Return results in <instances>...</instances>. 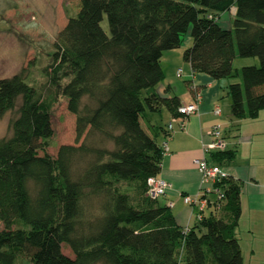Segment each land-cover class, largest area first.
Returning a JSON list of instances; mask_svg holds the SVG:
<instances>
[{
	"label": "trees",
	"instance_id": "obj_1",
	"mask_svg": "<svg viewBox=\"0 0 264 264\" xmlns=\"http://www.w3.org/2000/svg\"><path fill=\"white\" fill-rule=\"evenodd\" d=\"M231 7L224 27L217 16ZM186 37L182 59L192 72L230 80V116L257 117L264 0H79L56 35L41 85L20 73L0 78V115L15 110L10 135L0 138V264H243L239 180L227 172L216 182L215 208L189 228L148 194L165 151L156 137L169 136L160 112L182 117L179 98L155 90L164 79L160 59ZM248 57L258 65L232 66ZM59 97L75 116L76 142L84 134L112 147L82 141L45 152ZM234 156L226 148L208 153L224 169Z\"/></svg>",
	"mask_w": 264,
	"mask_h": 264
},
{
	"label": "crops",
	"instance_id": "obj_2",
	"mask_svg": "<svg viewBox=\"0 0 264 264\" xmlns=\"http://www.w3.org/2000/svg\"><path fill=\"white\" fill-rule=\"evenodd\" d=\"M234 13L235 7H231L219 13L217 21L229 27ZM190 43V37H186L183 45L165 51L160 59L164 79L156 86V92L165 96L176 95L180 103L196 102L197 110L184 119H173L165 109L160 112L163 128L167 130L170 123L172 131L167 138L162 131L156 137L159 144L166 141L157 177L170 184V188L158 197L157 202L167 205L183 228H189L200 214H207L215 208L213 201L216 195L213 192L205 193L193 159L202 156V144L208 140L210 127L219 124L225 148L235 150L234 158L225 165V169L231 177L240 181V216L235 236L240 245L243 264H264V108L253 119H233L225 89L230 80L213 79L206 73L192 72L189 63L182 59L183 50ZM248 60L235 58L232 66L256 65L255 58L250 59L253 62ZM177 69H181L180 75H177ZM196 91L200 95L198 100ZM216 105L220 107V115L213 113ZM205 157L210 162L207 154ZM198 191L208 200L202 209L197 204L190 206L183 202L182 195H192ZM241 224L244 225V238ZM257 230L261 235L259 240Z\"/></svg>",
	"mask_w": 264,
	"mask_h": 264
},
{
	"label": "rangeland",
	"instance_id": "obj_3",
	"mask_svg": "<svg viewBox=\"0 0 264 264\" xmlns=\"http://www.w3.org/2000/svg\"><path fill=\"white\" fill-rule=\"evenodd\" d=\"M78 5L79 0H0V78L20 73L26 82L41 85L44 82L42 69L51 62L52 44L56 35L68 17L77 11ZM101 26L107 31L105 17ZM184 43L185 40L182 45ZM253 58L245 59L253 62L250 60ZM255 59V64L258 65V60ZM49 112L52 136L50 146L45 149L48 154L55 155L61 144L78 145L82 141L112 147L110 141H99L98 138L86 140L84 134L75 141V116L67 109L65 98L59 97ZM14 116L15 110L0 115V138L10 135L9 124ZM162 120L161 117L160 120L158 118V122ZM42 153L39 151V154ZM91 206L96 213L95 199ZM243 226L241 224V235L244 238L246 235ZM257 233L259 240L261 235L258 230ZM61 249L64 254L73 257L66 244H62Z\"/></svg>",
	"mask_w": 264,
	"mask_h": 264
},
{
	"label": "built area",
	"instance_id": "obj_4",
	"mask_svg": "<svg viewBox=\"0 0 264 264\" xmlns=\"http://www.w3.org/2000/svg\"><path fill=\"white\" fill-rule=\"evenodd\" d=\"M181 69H177V75H180ZM199 92H195V97L199 99ZM196 100V101H197ZM178 112L181 113V119H184L191 113H194L197 110L196 102L180 103L178 106ZM213 113L215 115H220V107L214 106ZM167 130L170 133L172 131V126L170 123L167 125ZM208 140L202 144V156L196 157L193 159V163L196 166L198 172L201 176V183L203 184V189L205 193L213 192L216 195V198H220L222 195L220 189L215 186V183L225 178L227 172L217 163L208 162L205 157V154L208 155L210 151L221 150L225 148V141L222 136L221 128L219 124H213L208 131ZM163 149L166 150V141L163 142ZM148 194L151 197H159L166 193L170 188V184L163 178L160 177H151L148 179ZM182 200L184 203L190 206L197 204L199 209L208 203V200L201 194V192H196L192 195H182ZM171 205V203H169Z\"/></svg>",
	"mask_w": 264,
	"mask_h": 264
}]
</instances>
